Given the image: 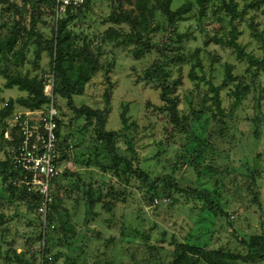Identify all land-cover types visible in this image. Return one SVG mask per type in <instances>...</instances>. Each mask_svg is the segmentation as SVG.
<instances>
[{
  "label": "rangeland",
  "instance_id": "1",
  "mask_svg": "<svg viewBox=\"0 0 264 264\" xmlns=\"http://www.w3.org/2000/svg\"><path fill=\"white\" fill-rule=\"evenodd\" d=\"M254 1L227 0L226 3L237 13L238 42L249 54L264 58V14L261 9L251 8ZM183 2L175 0L172 9ZM119 6L130 7L125 0H93L84 17L69 24L70 31L84 38L93 52L99 51L103 66L85 86L83 95L73 98L75 106L103 109L104 95L108 93L111 111L106 130H123V117L128 126V131L118 140V154L128 160L137 159L152 178L171 177L179 189L194 190L198 186L213 189V181L217 179L222 194L219 209L215 214L207 213L203 211V201H195L193 197L186 199L175 192L170 194L178 200L170 204L172 207L167 206L168 197L162 192L168 191V187L160 190L159 197L163 201L150 202L147 189L141 190L135 178L124 183L113 173L103 172L99 164H107L108 160L96 123L84 129L85 118H77L67 102L57 98L64 124L61 135L73 146L70 159L61 162L58 168L62 177L56 186L61 182L62 188L57 194L71 215L75 233L64 236L60 231L52 232L46 250L44 241L36 239L39 232L43 233L39 214L30 209L27 199L12 195L0 175V264H43V258L47 264H169L175 243H186L190 239L204 242L210 249L238 254L245 252L242 240L264 232V134L260 135L264 125V72L250 67L246 61H239L232 49L213 41L229 38L231 14L220 1H211L203 17L194 6L185 20L177 24V33L183 37L179 54L188 61L185 64L171 61L166 67L169 88L177 82L175 93L170 96L179 98L180 119L192 124L193 114L203 110L206 114L204 138L215 153L206 151L204 156L194 159V145L187 135L174 129L166 103L161 101L162 88L146 76L159 54L153 52L137 59L131 54V47L123 50L116 48L114 42L102 40L107 30L116 28L109 17ZM41 20L37 31L43 41L53 40L51 15L46 11ZM29 21L27 15L24 23ZM6 33V29L0 30V36ZM162 35L159 33L153 42L159 43ZM78 43L82 45V41ZM23 44L19 40L8 63L0 62V110L9 100L26 96L16 87H5L6 75L37 77L47 82L51 78L48 51L40 53L34 66L35 45L31 42L23 49ZM196 51L199 56L191 58ZM197 60L201 67L196 65ZM227 66L232 67L231 73L237 78L235 83L249 85L251 94L234 113V118L221 123L214 117L208 85L201 80L222 86ZM229 88L222 92V107L226 111L231 104ZM45 90L50 94V87ZM2 131L0 125V161L6 159L8 148ZM255 132H259L258 139L254 138ZM131 139L134 155L128 146ZM257 154H261L259 160L255 158ZM195 164L198 165L195 167ZM207 165L217 168L219 174L212 179L200 177L197 168ZM121 191L124 196H120ZM90 197L98 199L93 208L96 216L86 224V201ZM105 204H112L110 211ZM90 229L94 234L100 233V237L90 233Z\"/></svg>",
  "mask_w": 264,
  "mask_h": 264
},
{
  "label": "trees",
  "instance_id": "2",
  "mask_svg": "<svg viewBox=\"0 0 264 264\" xmlns=\"http://www.w3.org/2000/svg\"><path fill=\"white\" fill-rule=\"evenodd\" d=\"M92 1L85 0L84 4L77 9L68 7L62 17H59L57 16L59 7L57 0H0V30L3 28L7 30L5 35L0 36V62L5 64L9 62L10 55L13 53L19 40H22L24 43L23 49L31 42L34 43L35 49L33 52L35 58L32 60L34 66L37 65L40 53L43 50L48 51L51 58L50 68L51 77L53 78V100L55 106L60 111V106L56 99L59 98L66 101L77 118H85L86 123L83 126L84 129L90 127L92 123H96L99 141L108 160L107 164L98 163L103 172L113 173L124 183H128L131 178H135L139 182L141 190L144 188L147 189L146 194L150 196V202L160 199V190L168 187V191L162 192L164 196L168 197L166 200L168 203L167 206L172 207L170 204L176 203L174 201L176 196L170 194L175 192L177 195L183 194L186 199L193 197L195 201L197 199L203 201V211L215 214L219 209L222 196L219 191L217 179L214 180L215 182L213 181V189L204 186H198L194 190L190 188L185 190L179 189L175 180L171 177L160 176L152 178L149 172L140 167V162L137 159L134 161L128 160L118 154V140L121 139L122 133L128 131V126L126 119L123 117V130H106L111 111L108 93L104 95L105 106L103 109L75 106L73 98L75 96H82L85 86L103 69L98 57L99 51L97 54L93 52L84 38L70 31L68 28L72 21L75 19L81 20L84 17L86 10L88 11L90 9ZM125 1L130 7L125 9L120 6L114 8V12L111 13L109 20L116 28L107 30L102 40L114 42L116 48L123 50L131 47V54L137 59L153 52L157 55L159 54L158 58L147 69L146 76L152 82H157V85L162 88L161 101L166 103V108L175 125L174 129H177L182 135H187L190 138L189 141L194 145L192 150V153H195L194 159L200 158L202 155L204 156L206 151L215 153L213 146H210L208 140L204 138L203 131L206 123V119H203L206 117V114L203 112L204 110L198 114H193L194 120L192 124L183 122L177 111L179 98L170 96V93H175V85H177V82L174 81L173 87L169 88L170 86L166 79V67L171 61L178 64H185L188 61L185 56L182 57L179 54L183 37L177 33V24L185 20V17L193 10L194 6L199 8L200 17H203L208 4L213 0H183V4L175 10L172 9V4L175 0ZM215 1L222 2L227 12L231 14V32L228 39L214 38L213 41L218 45L232 49L239 61H246L250 67L264 72V58H256L249 54L238 42L239 31L235 26L237 17L236 10L228 6L226 3L227 0ZM251 8L261 9L264 14V0H255ZM46 11L52 17L54 30V38L50 41H43L42 34L37 31V26L42 21L41 17ZM27 15L30 16V21L28 24H25L24 21ZM6 18L8 19L6 20ZM10 19L13 20L10 21ZM159 33L163 34L162 40L159 43L153 42V38L157 37ZM79 41H82V45L78 43ZM208 44L209 42H206V45ZM198 56L199 51H196L191 55V58ZM196 65L201 67L200 60H197ZM231 70L232 67L227 66L222 86H215L210 81H205V79L201 80L208 85L209 92L211 93L210 100L214 108V117H218L221 123L225 122L227 118H234V113L239 111V108L251 94V87L249 85L243 82L235 83L237 78L232 75ZM191 71L192 78L194 69L192 68ZM5 78L6 88L12 89L16 87L20 92L25 93L26 96L18 98L17 100H9L3 104L0 110V125L3 127L2 135L5 136L7 132L9 133V140L4 137L8 148L6 159L0 161V175L7 182V188L12 195L15 194L17 198L27 199L30 209L37 213V197L29 194L25 189L14 185L20 173L14 167L10 151L19 142V131L18 129L9 130L7 125L10 117H12L17 108L36 110L51 102V98L46 96L44 92L47 81L28 76L16 77L6 75ZM232 83H234L233 88H229ZM227 87L229 88L228 97L231 100L228 111L222 107V92ZM188 120L189 118L186 119V121ZM57 124L59 150L62 154L61 161L63 163L70 159L71 151L69 149L72 145L67 144V137L61 135V129L64 124L60 117V112L57 118ZM263 134L264 125L263 132L260 135ZM254 136V138L258 139L259 132H255ZM124 137L128 138L126 135ZM128 146L130 152L134 155L132 139L129 140ZM260 157L261 154H257L255 158L259 160ZM197 165L195 164V167ZM197 170L200 177L208 176L210 179L219 174L217 168H211L210 165H207V167L199 166ZM254 172L256 175L257 171L255 170ZM61 177L60 175L57 176L53 182L54 197L51 212L48 215V226L44 227L42 224L39 225L40 227L42 226L43 233L39 232L36 239L44 241V248L46 245L48 248L52 239V232L60 231L66 236L67 233H75L76 229L71 221V215L64 208L63 199L59 198L57 194L60 193L62 188L61 182L59 187L56 186L57 181ZM124 191H121L120 196H124ZM97 200L90 197V200L86 201V224L87 221H91L96 216L93 208ZM104 207L110 211L112 204H105ZM90 233L94 234L93 229H90ZM94 236L100 237V233L94 234ZM142 237L145 240L147 239L144 234H142ZM241 243L245 248V252L233 254L231 251L222 249H210L204 242H191L190 239H187L186 243H175L176 248L172 256V261L169 264H264V232L251 235L248 239L242 240ZM47 263L48 261H45L43 258V264Z\"/></svg>",
  "mask_w": 264,
  "mask_h": 264
},
{
  "label": "built area",
  "instance_id": "3",
  "mask_svg": "<svg viewBox=\"0 0 264 264\" xmlns=\"http://www.w3.org/2000/svg\"><path fill=\"white\" fill-rule=\"evenodd\" d=\"M57 2L59 4L57 16H59L65 13L68 7L80 8L85 0H57ZM47 86L51 88V92L48 94L45 90V95L51 98V102L40 109L15 111L7 125L9 130L19 131V142L10 151L14 167L20 173L14 185L37 197V213L44 227L48 226V215L54 197L53 182L59 176L58 168L62 162L57 135L59 111L53 100L52 77L45 89ZM4 137L9 140V133L7 132ZM72 149L70 146L69 151Z\"/></svg>",
  "mask_w": 264,
  "mask_h": 264
},
{
  "label": "water",
  "instance_id": "4",
  "mask_svg": "<svg viewBox=\"0 0 264 264\" xmlns=\"http://www.w3.org/2000/svg\"><path fill=\"white\" fill-rule=\"evenodd\" d=\"M178 199H175L174 201H177Z\"/></svg>",
  "mask_w": 264,
  "mask_h": 264
}]
</instances>
